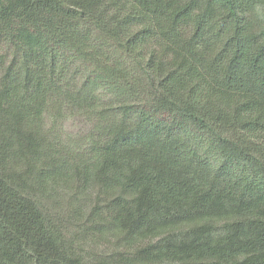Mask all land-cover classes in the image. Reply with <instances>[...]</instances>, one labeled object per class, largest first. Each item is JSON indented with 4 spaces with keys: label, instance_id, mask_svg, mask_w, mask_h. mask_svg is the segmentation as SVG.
<instances>
[{
    "label": "trees",
    "instance_id": "1",
    "mask_svg": "<svg viewBox=\"0 0 264 264\" xmlns=\"http://www.w3.org/2000/svg\"><path fill=\"white\" fill-rule=\"evenodd\" d=\"M0 264H264V0H0Z\"/></svg>",
    "mask_w": 264,
    "mask_h": 264
},
{
    "label": "rangeland",
    "instance_id": "2",
    "mask_svg": "<svg viewBox=\"0 0 264 264\" xmlns=\"http://www.w3.org/2000/svg\"><path fill=\"white\" fill-rule=\"evenodd\" d=\"M64 128V136L67 137V139L71 138L72 140H79L80 138H82L89 130L88 126L84 123L83 120L81 119H72L70 121H68L67 123L64 124L63 126ZM62 139H64V137L62 136ZM84 200L85 202L83 204H81L80 208L81 210H79L81 213H86V211L88 210V202L89 200L92 198V195L90 193V195H86L84 196ZM62 202V206L64 208V210L66 211V209H70L71 206L70 204H68L70 201L65 198L64 200L61 201ZM71 210V209H70ZM91 248H94L95 251H100V252H107L110 249V243L106 242L103 243L100 246H95V245H90Z\"/></svg>",
    "mask_w": 264,
    "mask_h": 264
}]
</instances>
